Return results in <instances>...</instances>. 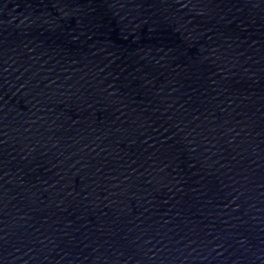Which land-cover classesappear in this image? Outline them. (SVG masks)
Returning a JSON list of instances; mask_svg holds the SVG:
<instances>
[{"label":"water","instance_id":"obj_1","mask_svg":"<svg viewBox=\"0 0 264 264\" xmlns=\"http://www.w3.org/2000/svg\"><path fill=\"white\" fill-rule=\"evenodd\" d=\"M0 264H264V0H0Z\"/></svg>","mask_w":264,"mask_h":264}]
</instances>
